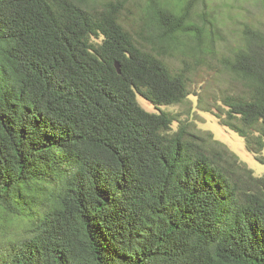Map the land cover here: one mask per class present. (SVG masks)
I'll use <instances>...</instances> for the list:
<instances>
[{"label": "trees", "instance_id": "1", "mask_svg": "<svg viewBox=\"0 0 264 264\" xmlns=\"http://www.w3.org/2000/svg\"><path fill=\"white\" fill-rule=\"evenodd\" d=\"M209 3L0 0V264H264V176L162 110L228 79L199 105L264 164L261 23Z\"/></svg>", "mask_w": 264, "mask_h": 264}, {"label": "rangeland", "instance_id": "2", "mask_svg": "<svg viewBox=\"0 0 264 264\" xmlns=\"http://www.w3.org/2000/svg\"><path fill=\"white\" fill-rule=\"evenodd\" d=\"M210 7L219 13L221 32L227 38L231 48L240 42L238 34L240 23L248 21L250 23H261L258 26L264 32V0H208ZM210 72H202L193 80L190 99L186 104L163 106L162 110L171 113L180 112L181 118L192 124V128L200 134H212L213 137L233 152L251 167L255 175L264 176V164L257 160L256 154L249 150L244 137L224 126L221 120L216 117L214 111L203 110L198 102V95L205 93L207 100L217 97L218 92L234 87V83L228 82L226 78L213 77ZM197 94V95H196ZM139 102L148 111L158 112V109L149 101L139 97ZM192 107V109H189ZM177 128V124H174ZM264 158V150L261 153Z\"/></svg>", "mask_w": 264, "mask_h": 264}, {"label": "water", "instance_id": "3", "mask_svg": "<svg viewBox=\"0 0 264 264\" xmlns=\"http://www.w3.org/2000/svg\"><path fill=\"white\" fill-rule=\"evenodd\" d=\"M117 67H118L119 72H121V66L117 64Z\"/></svg>", "mask_w": 264, "mask_h": 264}]
</instances>
